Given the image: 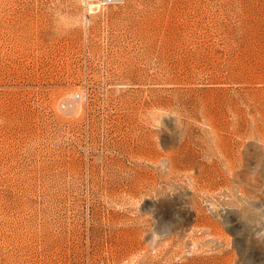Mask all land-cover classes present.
<instances>
[{"label": "rangeland", "instance_id": "obj_1", "mask_svg": "<svg viewBox=\"0 0 264 264\" xmlns=\"http://www.w3.org/2000/svg\"><path fill=\"white\" fill-rule=\"evenodd\" d=\"M0 264H264V0H0Z\"/></svg>", "mask_w": 264, "mask_h": 264}, {"label": "built area", "instance_id": "obj_2", "mask_svg": "<svg viewBox=\"0 0 264 264\" xmlns=\"http://www.w3.org/2000/svg\"><path fill=\"white\" fill-rule=\"evenodd\" d=\"M108 1H112V0H108Z\"/></svg>", "mask_w": 264, "mask_h": 264}]
</instances>
